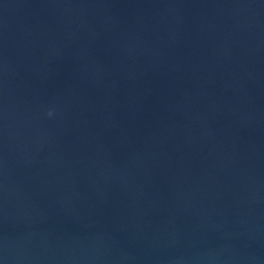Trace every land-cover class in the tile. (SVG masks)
Listing matches in <instances>:
<instances>
[{"label": "water", "instance_id": "1", "mask_svg": "<svg viewBox=\"0 0 264 264\" xmlns=\"http://www.w3.org/2000/svg\"><path fill=\"white\" fill-rule=\"evenodd\" d=\"M0 264H264V0H0Z\"/></svg>", "mask_w": 264, "mask_h": 264}]
</instances>
